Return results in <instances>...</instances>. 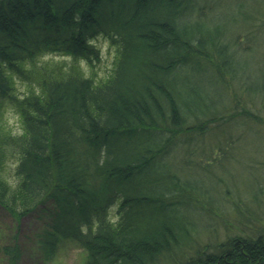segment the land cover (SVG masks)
Wrapping results in <instances>:
<instances>
[{
    "label": "trees",
    "instance_id": "16d2710c",
    "mask_svg": "<svg viewBox=\"0 0 264 264\" xmlns=\"http://www.w3.org/2000/svg\"><path fill=\"white\" fill-rule=\"evenodd\" d=\"M223 6L0 0V206L20 221L53 202L38 234L46 261L71 240L85 264H264V224L219 235L199 221L231 192L207 174L211 161L235 153L243 128L264 127V16ZM97 37L115 54L101 77ZM231 86L250 108L231 103ZM7 105L20 131L6 126ZM7 147L19 153L17 184L2 173ZM0 252L19 264L17 242Z\"/></svg>",
    "mask_w": 264,
    "mask_h": 264
},
{
    "label": "rangeland",
    "instance_id": "374dc122",
    "mask_svg": "<svg viewBox=\"0 0 264 264\" xmlns=\"http://www.w3.org/2000/svg\"><path fill=\"white\" fill-rule=\"evenodd\" d=\"M222 3L224 4L222 8H231L237 12L241 9H250L251 15L256 16V18L260 17V15L264 16V0H222ZM249 29L250 28H245L246 31L244 34L248 33ZM242 30L243 29L240 27H234L233 32L235 35L240 33V36H242ZM94 42L102 53V61L96 67L97 76L101 77L110 70L113 64L115 55L114 48L109 45V42L104 37H97ZM44 59L45 58H40L38 60L42 61ZM257 75L258 74L255 73L254 77ZM229 83H231L230 79H228V84ZM232 87L234 86H231L229 96L231 103H233V105L236 103L237 107H240V109L242 107L250 108L249 101L245 100V95L239 94L238 97H236ZM241 90H244V88ZM241 90L240 92L242 93ZM259 105L262 106V104ZM259 112L264 115V106L259 107ZM3 116L5 117L6 126H8L9 129L14 131L21 130L19 118L14 108L7 105L4 109ZM243 130L246 131V134L242 133V135H240V141L237 140L235 142V146L237 145L233 150L235 153L229 156H222V154L218 155L219 160H215L214 162L211 161V166L214 167L213 169L210 168V171L207 172V174L217 182L220 192L221 189L222 191L231 190L228 195L223 193L221 195L220 193L216 196L219 200L216 206L219 211L217 214L215 213L213 216L205 215L204 219H199L201 224L209 225L210 223L208 228H215L219 235L225 232L240 233L245 228L264 224V194L261 193L254 201L252 198L253 194L248 193V191L253 192L257 184L264 188V127L263 129H248L245 127ZM238 134L239 132L236 133V136ZM209 145L210 144L202 145V147L204 150L205 148L209 149ZM202 147H200L198 151H200ZM6 151L7 156L5 157V166L2 173L11 183L17 184L18 175L16 166L19 153L18 150L10 147H7ZM184 154V151L175 153L179 162H182L181 160L183 158H187ZM198 159H201L200 155L197 156V160ZM208 159V156H206L204 162L202 161L203 164H205ZM210 160L213 159L211 158ZM195 167H190V170L196 173L198 169ZM233 186H236V190ZM236 202L240 203V205H237ZM52 206V201L39 204L32 211L25 213L20 221L10 216L7 211L0 206V246L7 242H17L22 253L19 264H85L86 252L75 245L71 240H66L62 243L56 259L52 262L46 261L41 254L38 234L42 232L49 219V214L46 209L49 210ZM237 206H241L243 215L249 220L245 222L246 224L248 223L247 225H239L240 223H237L234 215ZM113 211H115V208ZM202 234L204 238L208 237L205 233L202 232ZM16 236L17 239L14 240ZM2 257L0 252V264H4L5 262L1 260Z\"/></svg>",
    "mask_w": 264,
    "mask_h": 264
}]
</instances>
